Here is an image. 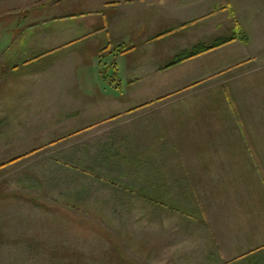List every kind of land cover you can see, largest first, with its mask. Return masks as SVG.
Segmentation results:
<instances>
[{
    "label": "crops",
    "instance_id": "crops-1",
    "mask_svg": "<svg viewBox=\"0 0 264 264\" xmlns=\"http://www.w3.org/2000/svg\"><path fill=\"white\" fill-rule=\"evenodd\" d=\"M71 140L104 186L205 197L199 264H264V0H0V201L43 212V155L82 179Z\"/></svg>",
    "mask_w": 264,
    "mask_h": 264
},
{
    "label": "rangeland",
    "instance_id": "rangeland-1",
    "mask_svg": "<svg viewBox=\"0 0 264 264\" xmlns=\"http://www.w3.org/2000/svg\"><path fill=\"white\" fill-rule=\"evenodd\" d=\"M87 143L79 149L71 140L61 148L65 154L76 151L83 156L74 163L82 179L72 177L73 171L66 167L65 180L55 179L59 172L55 164H46L49 158L43 155V183L62 192L78 189L93 195L73 206L56 196L59 191L51 197L55 190L43 187V212L34 210L30 201L23 200L25 196L15 202L0 201V264H199L201 255L211 254L216 232L201 228L197 207L205 197L143 195L135 179L126 180L123 173H103L109 177L104 186L93 171L94 164L84 158L101 149H89ZM27 165L38 164L30 161ZM9 203L13 209L6 211ZM181 253L184 259L176 260Z\"/></svg>",
    "mask_w": 264,
    "mask_h": 264
},
{
    "label": "trees",
    "instance_id": "trees-1",
    "mask_svg": "<svg viewBox=\"0 0 264 264\" xmlns=\"http://www.w3.org/2000/svg\"><path fill=\"white\" fill-rule=\"evenodd\" d=\"M228 40H229V39H225V40H223V41H221V42H218L216 45L221 44V43H224V42H227ZM214 46H215V45L210 46V47H202V48L195 49V50H193V51H190V52L184 53V54H183L178 60H183V59H185V58H188V57L193 56V55H195V54H198V53H200V52L206 51V50H208V49H210V48H212V47H214Z\"/></svg>",
    "mask_w": 264,
    "mask_h": 264
}]
</instances>
